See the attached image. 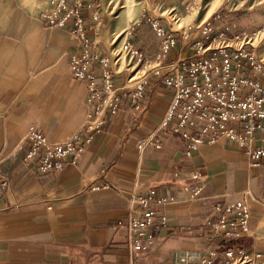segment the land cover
Returning <instances> with one entry per match:
<instances>
[{
	"label": "crops",
	"instance_id": "1",
	"mask_svg": "<svg viewBox=\"0 0 264 264\" xmlns=\"http://www.w3.org/2000/svg\"><path fill=\"white\" fill-rule=\"evenodd\" d=\"M47 8L46 0L35 7L0 0V175L8 180L6 188L0 187V264H184L186 252H214L213 264H231L224 253L236 249L251 258L264 256V164L249 167L241 150L225 139L186 158L187 144L159 127L173 92L157 78L148 81L141 110L123 100L107 116L78 163L42 174L35 163L23 160L24 149L8 157L30 127L59 144L89 113L87 87L73 79L68 66L80 45L68 27H47L39 17ZM166 13L181 22V29H174ZM90 15L83 9L87 36L108 55L103 24L95 28ZM153 17L177 38L168 61L195 58L192 43L201 37L195 27L204 23L228 41L240 32L261 34L253 47L264 60V0H149L125 37L143 62L159 51L149 23ZM113 69L115 86H122L129 73L117 65ZM146 139L151 144L139 148ZM192 172L200 178L192 180ZM199 184L203 189L193 200L187 190ZM95 186L99 190L91 191ZM150 192L172 200L157 208L167 224L147 251H131L128 199ZM243 200L250 209V234L211 238L205 225L216 204Z\"/></svg>",
	"mask_w": 264,
	"mask_h": 264
},
{
	"label": "built area",
	"instance_id": "2",
	"mask_svg": "<svg viewBox=\"0 0 264 264\" xmlns=\"http://www.w3.org/2000/svg\"><path fill=\"white\" fill-rule=\"evenodd\" d=\"M46 2L48 8L40 12V19L48 28L68 27L80 45V53L69 57L68 66L73 79L85 83L90 109L80 128L59 144L50 143L41 132L30 127L22 142L9 153V158H15L24 149L23 160L35 163L42 174L61 172L65 163H78L95 136L102 131L107 116L114 115L123 100H127L133 110H141L145 87L154 77L173 92L169 109L159 127L178 135L187 144L186 158L201 146L214 145L225 139L241 150L249 167L264 164V60L254 51L257 34L240 32L228 41L222 33L216 34L209 23H204L195 27L201 36L192 43L195 58L168 61L177 38L171 30L160 26L157 18H152L149 23L159 40V51L153 60L143 62L126 40L115 57L111 52L103 55L96 50L95 42L87 36L82 11L85 8L91 10V22L99 28L102 16L98 6L85 0ZM188 38L189 35L183 37L184 40ZM233 42H236L235 46ZM121 52L127 57V67L133 65L131 73L143 63L127 76L122 86L117 87L113 66L120 60ZM249 72L252 77H248ZM253 74H258L259 78H253ZM146 144L151 141L146 139L138 147ZM2 161L0 158V165ZM190 178L198 180L199 172H192ZM7 186L8 180L0 175V187ZM202 189L199 184L187 191L194 200ZM98 190L96 186L91 188V191ZM169 201L156 197L153 192L147 195L133 193L129 197L126 226L131 251L149 249L155 233L167 224V217L157 208ZM213 214L205 225L211 238L236 240L250 234V209L245 200L218 203ZM118 225L121 226L122 222ZM224 255L231 264H256L258 261L264 264V256L256 254L251 258L243 249L226 250ZM214 256V252L207 255L186 252L184 264H213Z\"/></svg>",
	"mask_w": 264,
	"mask_h": 264
},
{
	"label": "rangeland",
	"instance_id": "3",
	"mask_svg": "<svg viewBox=\"0 0 264 264\" xmlns=\"http://www.w3.org/2000/svg\"><path fill=\"white\" fill-rule=\"evenodd\" d=\"M24 4H29L32 6H38L42 0H19ZM149 0H91V4L98 6L99 13L102 16L101 31L106 37L105 47L108 50V53L111 52L116 55L117 52L121 50L123 42H125V37L128 32V29L132 23L138 21L141 18V15L145 11ZM168 17L170 23L173 25L174 29H181V22L175 23L173 19L165 14ZM104 18V21H103ZM157 18V17H153ZM158 19V18H157ZM262 35L260 34L253 42L254 45H258L262 40ZM104 42V40H103ZM115 57V56H114ZM120 60L116 64L119 67V70H124L131 75L134 71L139 68H136L132 73V67H127V57L124 53L121 52ZM140 74V73H139ZM139 74L136 76L138 77Z\"/></svg>",
	"mask_w": 264,
	"mask_h": 264
}]
</instances>
